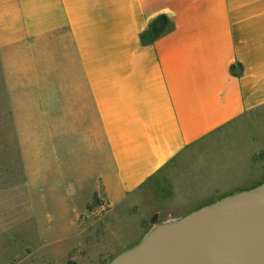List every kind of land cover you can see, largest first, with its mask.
Here are the masks:
<instances>
[{"label": "crops", "instance_id": "crops-1", "mask_svg": "<svg viewBox=\"0 0 264 264\" xmlns=\"http://www.w3.org/2000/svg\"><path fill=\"white\" fill-rule=\"evenodd\" d=\"M160 16L166 29L145 41ZM0 69L14 123L81 125L103 142L110 166L92 179L112 205L163 173L162 200H175L203 169L192 159L216 145L254 172L264 0H0ZM235 127L234 143L219 142Z\"/></svg>", "mask_w": 264, "mask_h": 264}, {"label": "rangeland", "instance_id": "rangeland-1", "mask_svg": "<svg viewBox=\"0 0 264 264\" xmlns=\"http://www.w3.org/2000/svg\"><path fill=\"white\" fill-rule=\"evenodd\" d=\"M7 96L0 69V264H107L154 224L264 181L262 131L263 138H251L258 144L254 172L246 157L236 163L216 145L192 159L194 168L203 169L175 200H162L172 182L163 173L112 205L101 178L92 179L110 166L103 142L85 140L81 125L16 124ZM237 130L220 134L219 142L234 143L225 136ZM181 170L175 181L188 172Z\"/></svg>", "mask_w": 264, "mask_h": 264}, {"label": "water", "instance_id": "water-1", "mask_svg": "<svg viewBox=\"0 0 264 264\" xmlns=\"http://www.w3.org/2000/svg\"><path fill=\"white\" fill-rule=\"evenodd\" d=\"M107 264H264V181L156 223Z\"/></svg>", "mask_w": 264, "mask_h": 264}, {"label": "trees", "instance_id": "trees-1", "mask_svg": "<svg viewBox=\"0 0 264 264\" xmlns=\"http://www.w3.org/2000/svg\"><path fill=\"white\" fill-rule=\"evenodd\" d=\"M168 25V18L160 16L153 21L147 32L144 33L143 38L145 41H152L157 36L162 34Z\"/></svg>", "mask_w": 264, "mask_h": 264}]
</instances>
